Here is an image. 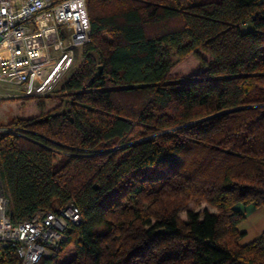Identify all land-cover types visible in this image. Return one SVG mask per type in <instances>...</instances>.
I'll use <instances>...</instances> for the list:
<instances>
[{
  "label": "trees",
  "instance_id": "obj_1",
  "mask_svg": "<svg viewBox=\"0 0 264 264\" xmlns=\"http://www.w3.org/2000/svg\"><path fill=\"white\" fill-rule=\"evenodd\" d=\"M86 8L89 42L59 105L0 125L12 223L79 209L37 264H264V231L240 245L238 229L246 208L264 209V0ZM172 54L196 56L200 72L169 78ZM193 200L214 211L182 221ZM17 262L0 249V264Z\"/></svg>",
  "mask_w": 264,
  "mask_h": 264
},
{
  "label": "built area",
  "instance_id": "obj_2",
  "mask_svg": "<svg viewBox=\"0 0 264 264\" xmlns=\"http://www.w3.org/2000/svg\"><path fill=\"white\" fill-rule=\"evenodd\" d=\"M89 31L86 0H0V85L16 87L14 97L50 93L70 70L76 50L89 42ZM80 220L70 201L13 224L0 181V249H12L17 264L49 257Z\"/></svg>",
  "mask_w": 264,
  "mask_h": 264
},
{
  "label": "rangeland",
  "instance_id": "obj_3",
  "mask_svg": "<svg viewBox=\"0 0 264 264\" xmlns=\"http://www.w3.org/2000/svg\"><path fill=\"white\" fill-rule=\"evenodd\" d=\"M199 56L203 58L207 65L214 63L213 58L210 56L199 53ZM172 62H175V66L169 73V78H188L191 75H195L200 72V61L196 56L188 55L180 61H176V57L172 54L169 57ZM82 63V48L76 50L73 64L61 82L50 92L45 95L35 96L32 98H24L20 96H11V94H18L20 91L16 87H12L7 84L0 85V125H6L13 120L22 119H34L40 115L54 109L60 103L59 89L61 84L76 70ZM1 129V128H0ZM161 174V173H160ZM213 212L214 210L208 208L204 203H197L194 200L187 203L185 208L179 213V218L186 220V213L188 211L197 212L202 214L204 211ZM248 212H246L247 214ZM73 252L71 248L67 250L63 258L71 259Z\"/></svg>",
  "mask_w": 264,
  "mask_h": 264
},
{
  "label": "crops",
  "instance_id": "obj_4",
  "mask_svg": "<svg viewBox=\"0 0 264 264\" xmlns=\"http://www.w3.org/2000/svg\"><path fill=\"white\" fill-rule=\"evenodd\" d=\"M246 220L238 229L243 233L239 241L240 245H245L255 240L264 231V209L248 207L245 209Z\"/></svg>",
  "mask_w": 264,
  "mask_h": 264
}]
</instances>
